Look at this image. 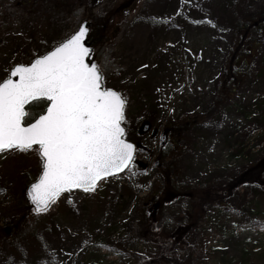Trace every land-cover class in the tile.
Here are the masks:
<instances>
[{"label":"rangeland","instance_id":"1","mask_svg":"<svg viewBox=\"0 0 264 264\" xmlns=\"http://www.w3.org/2000/svg\"><path fill=\"white\" fill-rule=\"evenodd\" d=\"M64 1L59 9L55 0H0V81L84 21L104 23L92 59L105 87L125 98V139L139 147L123 174L64 193L41 213L27 199L42 171L38 147L0 153V264H167L172 255L264 264L263 27L248 28L237 48L247 24L264 16V0ZM35 116L31 109L26 122ZM144 124L151 128L139 136ZM173 159L181 194L157 195ZM211 186L219 193L208 191L210 202L192 198ZM167 237L175 250L160 258Z\"/></svg>","mask_w":264,"mask_h":264},{"label":"snow or ice","instance_id":"2","mask_svg":"<svg viewBox=\"0 0 264 264\" xmlns=\"http://www.w3.org/2000/svg\"><path fill=\"white\" fill-rule=\"evenodd\" d=\"M87 33L81 24L50 51L16 63L0 81V153L38 147L42 172L27 193L37 212L65 191H94L133 161L134 145L122 126L126 100L104 86L99 66L88 60ZM38 99L45 109L26 122L25 106Z\"/></svg>","mask_w":264,"mask_h":264},{"label":"trees","instance_id":"3","mask_svg":"<svg viewBox=\"0 0 264 264\" xmlns=\"http://www.w3.org/2000/svg\"><path fill=\"white\" fill-rule=\"evenodd\" d=\"M33 1H38V0H33ZM55 3L57 8L59 9H63L62 8V5L65 3L64 0H55ZM61 5V6H60ZM262 14H264V11L262 12ZM246 25V24H245ZM239 27V25H238ZM255 27L257 28H260V27H263L264 29V16L260 17V19L258 20H255L254 21V24H247V26L245 27L246 29L243 31L244 33L242 34V38L240 40V42L238 43V47H241L245 40L248 39V28H254L256 29ZM105 33H106V30L104 28V23H100V25H91V30H90V34H89V43L94 47L96 45H99L100 43H102L105 39H106V36H105ZM256 40V38H255ZM258 40V39H257ZM58 43V42H55L53 43L54 45ZM53 45V46H54ZM52 48H50L51 50ZM228 73V72H227ZM228 75H232L231 74V71L229 70V73ZM43 104H45L44 102H36L34 104L31 105V109H34V113L37 115L39 114L41 111L38 110V106L41 107ZM167 129H170V128H167ZM181 129H184L183 132H181L182 134L185 132V129L186 128H183V126H181ZM163 153V151L161 152V154ZM160 159H163L165 161H169L171 160V158H166L163 154L161 155ZM175 160L173 159V162L170 163L169 165H163L162 169H161V175L164 179V185L163 183L158 187V194L162 192V194H164L165 192V188L168 189L167 193L168 192H173L174 194H181L180 190L177 188L178 187V184H177V169L173 166ZM260 166H257L255 169L258 170ZM248 173H245L243 174L242 176H240L238 179L242 180L244 179V177L247 175ZM236 177L233 178V181H236ZM231 182L232 181H227L226 182V186L228 185H231ZM256 183V182H255ZM255 183L253 182L252 180V183L250 185H247L248 187H251L253 185H255ZM212 185H216V184H212ZM256 186V185H255ZM208 191L210 192H215L217 191V193H219V189L217 190L215 188V186H211L210 188L206 189V190H193V196L192 198L193 199H196L198 198L199 200L202 201V204L204 203H207V202H210L209 200V195H207ZM23 202L26 201L25 200V194H24V197L22 198ZM161 202H158L156 204L153 205V209L155 207L157 208H160L161 205H163V200H160ZM29 209L31 208L30 206L28 207ZM203 208L202 206L200 207V209L198 211H196L197 214H201ZM191 219L193 220L194 218H196L197 216H190ZM147 218V217H146ZM148 219V218H147ZM191 220V221H192ZM150 235L151 237H157L156 235H154L152 232H150ZM158 238V237H157ZM159 240H163L164 243L161 244V250H160V258L164 257V256H167L169 253H173L174 250H175V242L170 238V237H167V238H163V239H159ZM166 263L167 264H189V259H179L178 257L176 256H171L169 259L166 260Z\"/></svg>","mask_w":264,"mask_h":264},{"label":"water","instance_id":"4","mask_svg":"<svg viewBox=\"0 0 264 264\" xmlns=\"http://www.w3.org/2000/svg\"><path fill=\"white\" fill-rule=\"evenodd\" d=\"M82 24H86V27H88V33L86 34V38H85V43H86V45L88 46V47H90V49L92 50L91 51V54H90V56L88 57V60L90 61V62H93V63H96L95 61H93L92 60V54H93V47H92V45L89 43V40H88V36H89V33H90V24H89V22H83ZM97 64V63H96ZM14 79L16 78V77H13ZM103 83H104V81H103ZM37 101H45V100H43V99H38ZM36 102V101H35ZM32 103H34V102H31L30 101V103H29V105H26L25 107H26V110L29 112V106L32 104ZM123 126V125H122ZM150 129V125L149 124H144V126L141 128V130H140V133L141 134H144L145 132H147L148 130ZM167 133L166 132H164L163 134H162V138H161V146H165V144H166V140H167ZM130 142V141H129ZM131 143V142H130ZM133 144V143H132ZM134 145V144H133ZM134 153H135V145H134V151H133V156H134ZM129 166V165H128ZM144 167H146V166H144ZM126 170V168L125 169H123V170H121L120 172H117V173H114V174H112V175H110V176H108L107 178H109V177H112V176H116V175H119V174H121V173H123L124 171ZM102 180H104V179H102ZM101 180V181H102ZM101 181H99L98 182V184L101 182ZM34 183V182H33ZM31 185V184H30ZM30 185H29V187H28V189H27V193H28V191H29V189H30ZM73 190H81V191H84V190H82V189H73ZM65 192H68V191H65ZM6 193V189L5 188H1L0 187V196L1 195H4ZM64 193V192H63ZM62 194V193H61ZM60 194V195H61ZM27 197H28V195H27ZM58 198V197H57ZM56 198V199H57ZM28 200H29V202H30V204L32 205V207H33V209H34V211L36 212V213H40V212H37L36 210H35V206H34V204L32 203V201H31V199L28 197ZM41 212H43V211H41Z\"/></svg>","mask_w":264,"mask_h":264},{"label":"bare ground","instance_id":"5","mask_svg":"<svg viewBox=\"0 0 264 264\" xmlns=\"http://www.w3.org/2000/svg\"><path fill=\"white\" fill-rule=\"evenodd\" d=\"M170 38H171V37H170ZM169 46H171V44L167 45L166 49L164 48V50H161V51H160V54H164V53L167 51V49L169 48ZM179 86H180V84H179L178 86L176 85L175 90H176L177 87H179Z\"/></svg>","mask_w":264,"mask_h":264},{"label":"flooded vegetation","instance_id":"6","mask_svg":"<svg viewBox=\"0 0 264 264\" xmlns=\"http://www.w3.org/2000/svg\"><path fill=\"white\" fill-rule=\"evenodd\" d=\"M170 133H168V137H169Z\"/></svg>","mask_w":264,"mask_h":264}]
</instances>
